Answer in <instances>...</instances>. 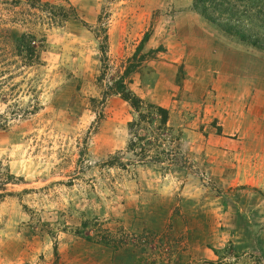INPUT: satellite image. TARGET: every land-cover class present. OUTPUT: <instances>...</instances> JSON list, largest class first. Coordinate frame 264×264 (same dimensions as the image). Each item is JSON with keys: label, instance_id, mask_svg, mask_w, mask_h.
<instances>
[{"label": "rangeland", "instance_id": "obj_1", "mask_svg": "<svg viewBox=\"0 0 264 264\" xmlns=\"http://www.w3.org/2000/svg\"><path fill=\"white\" fill-rule=\"evenodd\" d=\"M191 1L0 0V264H264V51ZM145 32L123 82L166 129L110 88Z\"/></svg>", "mask_w": 264, "mask_h": 264}, {"label": "trees", "instance_id": "obj_2", "mask_svg": "<svg viewBox=\"0 0 264 264\" xmlns=\"http://www.w3.org/2000/svg\"><path fill=\"white\" fill-rule=\"evenodd\" d=\"M44 5V4H42ZM46 6V5H44ZM191 7L201 16L207 23L214 26L221 33L228 37H232L237 41L249 45L255 49L264 51V0H192ZM62 10L63 7L60 6ZM63 11V10H62ZM50 13V11H48ZM62 18H67V14L61 13ZM148 38V33L145 32L138 44L135 47L127 65L116 79L112 81L111 87L114 92L118 93L121 98L129 103V105L137 111L138 118L150 116L152 113L158 114L159 127L158 129H166L167 112L160 106L152 104L147 105L146 112H138L139 101L134 96H131L125 89L123 77L131 72L143 59L144 54H140L144 42ZM106 36L102 37L99 43L101 60L105 58ZM37 41L35 35L31 32H21L12 40L11 49L8 55L13 59L18 57L23 62V65H31L38 61L39 53L37 51ZM1 51V50H0ZM5 54L1 52L0 55ZM132 126L136 125L133 121ZM135 140H130L128 146L133 149L139 147V156L142 155L143 147L140 145V137L135 135ZM142 144V143H141ZM138 155V154H136ZM116 163L107 161L105 164L111 166L118 164L122 166L121 161L114 156ZM114 161V162H115ZM11 178V175L10 177ZM13 178V177H12Z\"/></svg>", "mask_w": 264, "mask_h": 264}]
</instances>
